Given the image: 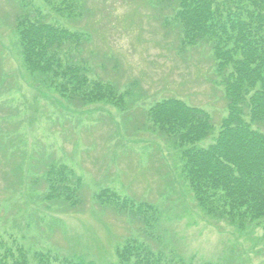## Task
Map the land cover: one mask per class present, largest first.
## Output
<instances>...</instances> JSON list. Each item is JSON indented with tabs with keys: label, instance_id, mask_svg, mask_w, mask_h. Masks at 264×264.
<instances>
[{
	"label": "rangeland",
	"instance_id": "374dc122",
	"mask_svg": "<svg viewBox=\"0 0 264 264\" xmlns=\"http://www.w3.org/2000/svg\"><path fill=\"white\" fill-rule=\"evenodd\" d=\"M24 1L48 23L88 34L83 58L90 75L120 92L130 89V97L119 107L83 106L40 85L25 70L12 31ZM81 1L83 16L66 19L44 0H0V241L24 249L29 264H36L35 253L49 255L51 264H117L116 250L130 238L185 264H264V221L238 230L201 211L179 150L148 117L156 103L180 99L210 115L214 131L198 146L213 143L227 108L208 46L179 52L180 29L154 0ZM61 164L82 180L80 207L44 200L48 167ZM103 191L146 208L145 217H159L157 223L119 214L100 202L110 200L97 197Z\"/></svg>",
	"mask_w": 264,
	"mask_h": 264
},
{
	"label": "trees",
	"instance_id": "16d2710c",
	"mask_svg": "<svg viewBox=\"0 0 264 264\" xmlns=\"http://www.w3.org/2000/svg\"><path fill=\"white\" fill-rule=\"evenodd\" d=\"M154 1L162 11L169 10L173 23L180 28L179 52L200 45L210 48L227 116L208 148L198 146L214 131L211 117L203 109L168 99L149 111L150 119L179 150L182 175L198 208L244 230L247 223L264 221V0ZM44 4L61 18L83 16L81 0H44ZM12 31L25 70L66 102L83 106L106 102L119 107L130 95L129 90L121 93L112 84L90 75L83 58L87 34L48 23L47 16L29 1L20 5ZM45 179L46 199L80 206L81 180L66 166L49 167ZM97 197H109L108 205L117 212L128 210L137 222L149 227L159 219L149 213L147 219L146 208L135 210L134 201L120 202L109 191ZM138 205L156 211L153 205ZM11 247L0 241V264H29L24 249ZM116 255L118 264H185L175 255L155 252L134 238L118 248ZM33 257L36 264H51L43 253ZM57 263L87 264L70 260Z\"/></svg>",
	"mask_w": 264,
	"mask_h": 264
},
{
	"label": "bare ground",
	"instance_id": "6f19581e",
	"mask_svg": "<svg viewBox=\"0 0 264 264\" xmlns=\"http://www.w3.org/2000/svg\"><path fill=\"white\" fill-rule=\"evenodd\" d=\"M113 105V104H112ZM61 165H63V164H61ZM64 166H66V165H64ZM67 167V166H66ZM69 170H72V169H70L69 167H67Z\"/></svg>",
	"mask_w": 264,
	"mask_h": 264
}]
</instances>
